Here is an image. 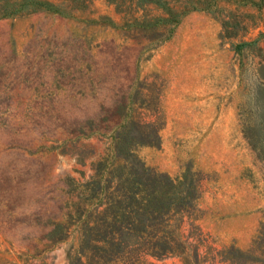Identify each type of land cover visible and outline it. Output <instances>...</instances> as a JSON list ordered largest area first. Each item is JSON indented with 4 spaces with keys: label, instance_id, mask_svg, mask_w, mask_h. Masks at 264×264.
<instances>
[{
    "label": "rangeland",
    "instance_id": "obj_1",
    "mask_svg": "<svg viewBox=\"0 0 264 264\" xmlns=\"http://www.w3.org/2000/svg\"><path fill=\"white\" fill-rule=\"evenodd\" d=\"M0 12V264H264V0Z\"/></svg>",
    "mask_w": 264,
    "mask_h": 264
},
{
    "label": "trees",
    "instance_id": "obj_2",
    "mask_svg": "<svg viewBox=\"0 0 264 264\" xmlns=\"http://www.w3.org/2000/svg\"><path fill=\"white\" fill-rule=\"evenodd\" d=\"M19 8V7H17ZM16 12V11H14ZM5 14L4 12H0V15H3ZM118 216L119 215H116V219L112 222H109L107 225L108 227H111V226H114L116 225L117 221H118ZM143 221L140 219V218H135V219H132L131 222H128L127 225L123 226L122 223L121 225L119 226L120 228V231L122 234H128V235H131L132 232L136 231L137 228L139 227V225L142 223Z\"/></svg>",
    "mask_w": 264,
    "mask_h": 264
}]
</instances>
